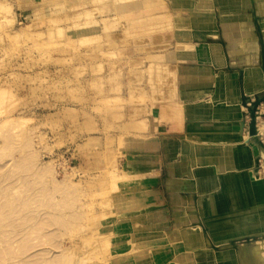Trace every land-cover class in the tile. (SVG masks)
I'll return each instance as SVG.
<instances>
[{"label":"crops","instance_id":"obj_1","mask_svg":"<svg viewBox=\"0 0 264 264\" xmlns=\"http://www.w3.org/2000/svg\"><path fill=\"white\" fill-rule=\"evenodd\" d=\"M124 4L142 6L136 21L163 23L158 32H126L143 44L131 50L138 80L122 82V92L128 98L131 87L144 104L109 209L111 230L127 231L111 239L122 245L115 263L236 264L234 246L264 229L261 160L255 166L262 140L249 138L244 108L264 98V0ZM167 23L172 29L162 31ZM247 216L252 237L238 235Z\"/></svg>","mask_w":264,"mask_h":264},{"label":"rangeland","instance_id":"obj_2","mask_svg":"<svg viewBox=\"0 0 264 264\" xmlns=\"http://www.w3.org/2000/svg\"><path fill=\"white\" fill-rule=\"evenodd\" d=\"M125 2L0 0V264H116L122 245L111 247V239L127 231L111 230L109 209L120 154L139 131L144 104L131 87L128 98L122 92V82L138 80L131 50L143 44L130 43L126 32H158L163 23L136 21L142 6ZM167 25L161 30L172 29ZM259 138L264 150V134ZM259 160L263 170L260 154L256 170ZM46 164L74 188L66 190V199L75 198L71 209L62 210L59 194L48 195L51 181H39ZM248 218L238 235L254 236ZM262 230L234 246L236 264H263L248 254Z\"/></svg>","mask_w":264,"mask_h":264},{"label":"bare ground","instance_id":"obj_3","mask_svg":"<svg viewBox=\"0 0 264 264\" xmlns=\"http://www.w3.org/2000/svg\"><path fill=\"white\" fill-rule=\"evenodd\" d=\"M252 100V99H251ZM248 101H250V99H248ZM253 101H257V99L253 98ZM245 102L244 101V106H245ZM248 110V109H247ZM264 124H261V128L259 127L260 124L258 125L255 121V118L253 117V120L250 121L249 123V126H248V136L249 138H253L256 140V136L260 134H264V127H263ZM258 129H257V127ZM255 130L257 131V133L255 132ZM260 155L262 157H264V150L260 151ZM49 164H46L45 165H42L40 168V174H39V177H41V179H39V181L45 179L47 181H51V190L49 191L50 194H48L49 196L51 195L52 198L54 197V194H59L60 196V200L59 204H61V208L62 210H69L71 209V207H73V202H74V199L75 198H72V199H66V190L71 188L74 190L73 187H71L66 181L64 180H61V181H58L56 180V178L54 177L53 175V170L47 166ZM264 170V168H263ZM250 174L252 175V178H255L256 179V176L254 175L255 174V171L254 170H250ZM43 178V179H42ZM262 183H263V187H264V178L262 179ZM48 196V197H49ZM55 199V198H54ZM48 200V199H47ZM53 200V199H52ZM51 200V197H49V200L47 202H50L52 201ZM56 204V203H54ZM67 205H70V206H67ZM53 206V204H52ZM58 206V204L55 205V209L56 207ZM66 207H69V208H66ZM51 208V207H50ZM54 207H52L51 209H53ZM54 209V210H55ZM61 219V218H60ZM71 219V222L69 223L68 227L74 225L75 223L73 222H76L78 219H79V215L78 216H73ZM62 223H66L65 219L62 220ZM248 254L251 255L253 258L263 262L264 264V239H260L259 241L255 242L253 244V246L248 250ZM69 261V260H68ZM67 259L62 261L61 264H69L71 262H68Z\"/></svg>","mask_w":264,"mask_h":264},{"label":"built area","instance_id":"obj_4","mask_svg":"<svg viewBox=\"0 0 264 264\" xmlns=\"http://www.w3.org/2000/svg\"><path fill=\"white\" fill-rule=\"evenodd\" d=\"M256 98V97H255ZM255 103V101H253V99L252 100H250V101H248V99L246 100V102H245V106H244V108L247 110H245V116H249V110L252 108V105ZM264 110V108H263V103H259L255 108H254V118H255V121H256V123H257V121L259 120V118H260V116H261V114H262V112H264L263 111Z\"/></svg>","mask_w":264,"mask_h":264},{"label":"water","instance_id":"obj_5","mask_svg":"<svg viewBox=\"0 0 264 264\" xmlns=\"http://www.w3.org/2000/svg\"><path fill=\"white\" fill-rule=\"evenodd\" d=\"M257 99V98H256ZM264 103V98L263 99H257V101L252 105V108L249 110V116H250V121L253 120L254 117V108L259 104V103Z\"/></svg>","mask_w":264,"mask_h":264}]
</instances>
